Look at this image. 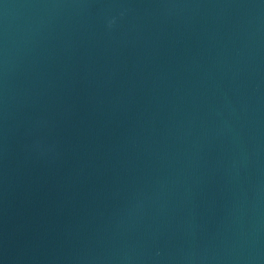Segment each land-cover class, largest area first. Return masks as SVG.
Instances as JSON below:
<instances>
[{
  "label": "water",
  "instance_id": "obj_1",
  "mask_svg": "<svg viewBox=\"0 0 264 264\" xmlns=\"http://www.w3.org/2000/svg\"><path fill=\"white\" fill-rule=\"evenodd\" d=\"M0 264H264V0H0Z\"/></svg>",
  "mask_w": 264,
  "mask_h": 264
}]
</instances>
